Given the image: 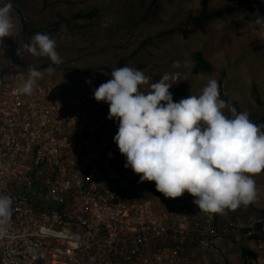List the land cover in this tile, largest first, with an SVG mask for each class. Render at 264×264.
Masks as SVG:
<instances>
[{
    "label": "rangeland",
    "instance_id": "obj_1",
    "mask_svg": "<svg viewBox=\"0 0 264 264\" xmlns=\"http://www.w3.org/2000/svg\"><path fill=\"white\" fill-rule=\"evenodd\" d=\"M7 1L20 9L24 27L12 10L14 28L0 40V72L19 54L0 77V184L6 194L37 202L41 221L77 235L79 250L62 251L57 264H264V171L253 176L256 200L218 214L214 224L213 214L199 211L187 192L165 198L154 182H140L125 168L113 142L118 121L107 118L106 103L92 98L114 69L127 66L142 70L150 83L175 74L169 81L173 102L199 95L215 79L220 98L258 120L264 115V27L255 21L264 16V0H254L260 12L237 11L200 31L181 27L202 0ZM233 2L208 0V9ZM91 9L98 11L94 18H73ZM60 16L69 25L54 28ZM36 33L56 40L61 64L26 50ZM197 52L211 73H192ZM49 66L51 75L44 72ZM29 68L44 75L27 96L18 89ZM51 201L63 206L48 207ZM260 222V229L253 227ZM241 247L255 260L242 257Z\"/></svg>",
    "mask_w": 264,
    "mask_h": 264
},
{
    "label": "clouds",
    "instance_id": "obj_2",
    "mask_svg": "<svg viewBox=\"0 0 264 264\" xmlns=\"http://www.w3.org/2000/svg\"><path fill=\"white\" fill-rule=\"evenodd\" d=\"M11 11V3H0V40L10 37L14 28ZM255 23L264 27V16ZM56 47V40L45 33L34 34L25 44L31 55L47 57L52 65L63 62ZM54 71L51 66L44 70L49 75ZM44 72L29 68L18 91L30 96ZM176 78L166 73L150 83L142 70L125 66L114 69L93 91L95 101L108 105L107 118L118 121L113 142L125 158V168L140 182H154L165 198L187 192L199 211L209 214L254 202L253 176L264 171V125L254 124L247 112H237L220 99L215 79L199 95L173 102L169 81ZM143 85L150 90L141 91ZM11 215V197L0 196V237L7 235Z\"/></svg>",
    "mask_w": 264,
    "mask_h": 264
},
{
    "label": "built area",
    "instance_id": "obj_3",
    "mask_svg": "<svg viewBox=\"0 0 264 264\" xmlns=\"http://www.w3.org/2000/svg\"><path fill=\"white\" fill-rule=\"evenodd\" d=\"M7 176L11 182L15 181L10 173ZM0 196L12 199L7 235L0 237V264H57L62 251L72 254L79 250L78 237L71 229L55 227L36 216L34 205L37 202L33 199L27 200L25 195L6 194L1 184Z\"/></svg>",
    "mask_w": 264,
    "mask_h": 264
},
{
    "label": "trees",
    "instance_id": "obj_4",
    "mask_svg": "<svg viewBox=\"0 0 264 264\" xmlns=\"http://www.w3.org/2000/svg\"><path fill=\"white\" fill-rule=\"evenodd\" d=\"M234 2L229 4V5H226L222 8H219V9H216V10H209L208 9V0H202L200 2V10L197 11V14L196 16L193 15L192 13L188 16L187 18V21L186 23H184L183 27L181 28H184V27H187V26H192L193 27V30L194 31H200L202 29H204V26L207 25L208 22L210 21H213L217 18H222L224 16H230L232 14H234L235 12L237 11H242V10H246L247 12H251V11H254V9L256 7L253 6V3L255 2L254 0H233ZM156 5V2L154 1L151 6L154 7ZM257 9V8H256ZM259 12H260V9H257ZM150 14V13H149ZM98 15V11L95 10V9H91L87 12L86 15H80V13H77L76 15L73 16V18H82V19H87V20H90L92 18H94L95 16ZM148 17L147 14H145L144 16V20H146ZM60 22L58 23H54L52 26H60L61 25H64V26H68L69 23H68V20H66L64 17L60 16ZM56 28V27H54ZM123 60L121 61L120 64H123L122 63ZM192 64H193V68H192V73L194 75L196 74H199L201 72H203L204 74H209L213 71V67L208 64L204 59L203 57L201 56L200 53H194L192 55ZM220 85V84H219ZM221 86V85H220ZM175 90V87L172 85L171 88H170V92H174ZM220 99L224 100L226 102V104H233L235 105L234 108L236 109L237 112H246L244 110H242L241 108L237 107L235 103H233L232 101H229L227 100L226 98L224 97H221ZM255 103L258 104V105H261V101H260V98L259 96H255ZM229 113V114H228ZM248 113V112H247ZM226 115V114H225ZM231 113L230 112H227V115L226 116H230ZM249 119L250 121H252L254 124L256 125H264V115H262L260 118H258V120L254 121V117L249 114ZM261 131H264V128H261ZM35 202V201H34ZM41 202V208L44 209V202L40 201ZM36 204L35 203V208H36ZM51 205H54L55 207H62L63 206V203L62 202H54V201H51L49 206L50 207ZM264 218V217H263ZM212 222L214 224H216L217 222L221 221V217L218 216V214H213V217H212ZM262 223H256L253 225L254 228H259L261 227ZM240 255L242 257L246 256V257H249L250 259L252 260H255L256 258V254L250 250H247L245 249L244 247H241L240 248Z\"/></svg>",
    "mask_w": 264,
    "mask_h": 264
},
{
    "label": "water",
    "instance_id": "obj_5",
    "mask_svg": "<svg viewBox=\"0 0 264 264\" xmlns=\"http://www.w3.org/2000/svg\"><path fill=\"white\" fill-rule=\"evenodd\" d=\"M2 2H8L7 0H1ZM12 5V4H11ZM12 10L15 11L18 16L20 17L21 19V22L23 24V27H24V20H23V16H22V13L20 11V9H18L17 7H15L14 5H12ZM24 51V46L21 48V52ZM19 58V54L16 55L15 58L12 59L11 62H9L0 72V77H3L6 73H7V70L9 69L10 65L12 64L13 61L17 60Z\"/></svg>",
    "mask_w": 264,
    "mask_h": 264
},
{
    "label": "bare ground",
    "instance_id": "obj_6",
    "mask_svg": "<svg viewBox=\"0 0 264 264\" xmlns=\"http://www.w3.org/2000/svg\"><path fill=\"white\" fill-rule=\"evenodd\" d=\"M11 61H12V60H11ZM11 61H10V62H11ZM15 62H16V60H15V61H13V62H12V64H14ZM12 64H11V65H12ZM11 65H10V66H11ZM263 117H264V116H263Z\"/></svg>",
    "mask_w": 264,
    "mask_h": 264
}]
</instances>
